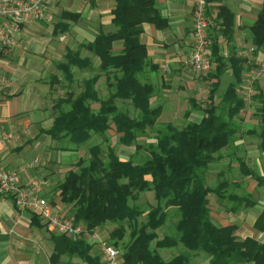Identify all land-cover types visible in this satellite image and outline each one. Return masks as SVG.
<instances>
[{"label": "crops", "instance_id": "obj_1", "mask_svg": "<svg viewBox=\"0 0 264 264\" xmlns=\"http://www.w3.org/2000/svg\"><path fill=\"white\" fill-rule=\"evenodd\" d=\"M195 4L196 0H157L158 11L167 20V27L158 29L150 23L142 26L140 41L148 50L149 66L140 79L142 83L153 85L151 105L162 110L154 128L161 124L176 126L183 123L182 120L187 121L186 125L199 123L204 117L202 108L208 103L212 84L216 82L211 74L198 77L183 64L192 45ZM116 5L117 0H48L45 18L25 23L14 34V44L9 51L0 53L1 165L17 170L20 187L47 199L61 214L72 215L70 205L62 202L59 186L70 172H79L81 160H88L90 155L86 147L77 149L67 140L54 139L48 132L58 115L59 101L76 98L85 92V82L98 77L94 89L100 100L113 92L117 81L114 74L103 72L102 60L85 46L100 34L116 32L113 25ZM221 6L234 16L233 34L229 37L221 34L220 20L211 27L210 33L217 38L220 55L228 60H242L243 70L242 80L237 83L228 68L220 78L216 96L221 98L231 84H238L237 93L245 103L240 114L245 128L230 146L216 155L219 160L210 166L231 163V159L222 160L221 156L233 144L244 154L233 159L240 175L238 179L228 180L220 173L216 175L215 185H210L215 189L223 183L225 194V198L211 197L210 214L218 225L234 226V235L239 240L253 239L264 244V152L260 137L253 133L260 126V103L253 99L264 89V48L256 49L251 33L263 9V0H214L210 3V9L217 12ZM66 14H72L73 18ZM123 49V41L113 43L115 55L121 54ZM70 53L77 54L89 66L73 67V76L67 78L61 65L67 63ZM215 68L216 64L210 73H214ZM128 102L124 109L134 114L133 105ZM90 104L96 112L99 110L100 102L90 101ZM247 114L248 117H243ZM110 125L104 136H93L91 141L105 148L116 137L120 143L121 134L116 132L113 122ZM248 152L255 157L247 158ZM102 159L106 160V155ZM116 228L113 226L111 230L106 224L93 234L82 235L93 256H101L99 243L111 242V233ZM158 235L159 240L166 236ZM55 236L58 235L38 216L18 210L12 197L0 193V264H87L69 254L61 255L54 262ZM170 251L172 255L164 254ZM181 253L189 254L181 245L159 250L167 261ZM190 256L191 264H209L210 259L203 252ZM197 258L198 262L194 260Z\"/></svg>", "mask_w": 264, "mask_h": 264}, {"label": "trees", "instance_id": "obj_2", "mask_svg": "<svg viewBox=\"0 0 264 264\" xmlns=\"http://www.w3.org/2000/svg\"><path fill=\"white\" fill-rule=\"evenodd\" d=\"M218 11L221 34L229 37L234 30V16L224 6ZM113 15L116 32L100 34L85 46L102 60L103 72L114 74L117 81L113 92L100 100L94 89L98 77L85 82V92L59 101V113L48 132L54 139L67 140L77 149L88 147L90 155L88 160H81L80 172H70L59 186L62 202L73 206L76 224L84 225L89 234L106 224L117 226L111 233L112 240L122 239L126 228L132 230L122 254V264H191L190 254L200 252L208 256L209 264H264V244L253 239L239 240L234 235V226H220L210 214L211 197L225 198V194L223 183L215 189L209 186L206 172L219 160L216 155L230 146L241 131L238 120L245 106L236 90L242 80L243 61L224 59L217 38L212 37L210 51L212 68L214 64L216 68L214 73L208 74L216 82L212 84L208 103L202 108L204 117L199 123H190L181 129L174 125L158 129L155 142L149 144V155L137 163L133 159L122 160L112 147L105 150L99 144L89 146L93 136H104L108 132L111 122L121 134L120 143L132 146L149 128L154 129L162 111L151 105L153 85L142 83L140 79L149 66L148 50L140 41L143 24L150 23L158 29L168 25L158 11L157 0H117ZM65 16L73 18L72 14ZM251 33L256 49L264 48V0ZM115 41L124 43L121 54L113 53ZM81 65L87 67L89 63L70 53L61 68L66 77L71 78L72 68ZM228 68L237 83L231 84L218 98L220 78ZM256 98L260 103V126L253 133L260 137L264 152V89ZM120 100L132 103L134 115L119 107ZM90 101L100 102L97 112ZM103 155L106 160L102 159ZM151 191L158 205L147 213L145 222L139 223L145 211L137 201L143 192ZM169 209L177 213L175 234L159 240L158 230L165 226ZM82 237L55 236L53 261L69 254L87 264H103L100 257L91 254V247ZM178 245L189 254L181 253L169 261L159 254V250Z\"/></svg>", "mask_w": 264, "mask_h": 264}, {"label": "built area", "instance_id": "obj_3", "mask_svg": "<svg viewBox=\"0 0 264 264\" xmlns=\"http://www.w3.org/2000/svg\"><path fill=\"white\" fill-rule=\"evenodd\" d=\"M48 0H0V53L9 51L14 44V34L29 20L45 18ZM194 28L188 57L183 61L198 77H206L212 70L211 27L216 26L218 12L210 9L208 0H196L193 9ZM36 187L39 184H35ZM0 193L10 196L18 210L30 211L58 236L76 239L85 234L84 225L76 224L70 214L57 212L44 198L34 195L19 185V172L6 169L0 162ZM103 264H122V253L113 245L100 243Z\"/></svg>", "mask_w": 264, "mask_h": 264}, {"label": "rangeland", "instance_id": "obj_4", "mask_svg": "<svg viewBox=\"0 0 264 264\" xmlns=\"http://www.w3.org/2000/svg\"><path fill=\"white\" fill-rule=\"evenodd\" d=\"M253 101H256L258 103V100L256 98H254ZM118 102H119L118 103L119 107L120 106L122 107V108L120 107L121 109L126 108L128 106V104H129L128 101L120 100ZM131 114L134 115L133 113H131ZM256 116L257 115H255V117ZM243 117H245V118L248 117V114L244 115ZM256 119H258V118L256 117ZM182 121H183V123L177 124L176 127L180 128V129L185 127L186 124H187V121H185V120H182ZM254 121H257V120H254ZM259 121H260V118H259ZM244 122L245 121L242 120V115H241V119L239 117L238 123L240 124L242 131L245 128ZM164 126H165L164 124H161L159 126V128H154V129L149 128L147 130V133L144 136H141V137L138 138V140L136 141V143L134 144L133 147H124V146H122L119 143L117 137L115 139H113V143L111 142L107 146H110V147L114 148L116 153H118L120 155V157H123L125 159L129 158L128 160H132L133 159L136 163L140 162L141 160H143L144 158H146L149 155V153H148V148L150 147L149 144L155 142V136L157 134V130L162 128V127H164ZM88 144H89V146H92V145L97 144V142L90 141ZM107 146H106V148H107ZM138 146L142 147V150L139 149ZM86 148L88 150V147H86ZM103 148H105V145L103 146ZM106 148H105V150H106ZM243 152L244 151H242L240 149L236 150V147H235L234 144L227 151L223 152L222 156L220 155L221 159L222 160H225V159L226 160H230L231 159V163L220 164V162H219V163H217L215 165L210 166L207 169L206 176H207V182H208L209 186L210 185H212V186L215 185L214 180H216V175H218L220 173H224L225 177L228 180L238 179L240 175L238 173L237 167L234 166L235 161L233 159H234V156H238V155L244 154ZM246 156H247V158L248 157H255L252 154V152L246 153ZM256 160H257V158H256ZM258 161L260 163H262L261 159H259ZM231 164H233V166H231ZM80 170H81V168H80ZM80 170H79V172H80ZM137 204H139L141 206V208L144 209V211H145V215H143L141 218H139V223H141V222H145L146 221L147 213L151 210V208L156 207L158 205V202L154 198V194L152 192H143L140 195V198L137 201ZM214 207H217V205H215ZM70 208H71L70 212L72 213L73 206L70 205ZM168 212H169V218H168L165 226L161 230L158 231V234H160V233H163L164 235H174L175 234L174 224L177 222V216H176L177 213H176L175 209H169ZM72 216L74 217L73 214H72ZM107 226L110 227V229L112 230V227L115 226V225L107 224ZM131 231L132 230H129V228H126V234L123 236L122 239H115V240H111V242H106V243L110 244V245H113L114 247L116 246L115 248L120 250L121 253L123 254V252L125 251V246L130 241ZM164 254L172 255L173 252L170 251V252H166ZM100 255L101 256H99V257L102 259V252L101 251H100ZM198 258L201 259L202 256H198ZM198 258L194 259V260L196 262H198L197 261V260H199Z\"/></svg>", "mask_w": 264, "mask_h": 264}]
</instances>
